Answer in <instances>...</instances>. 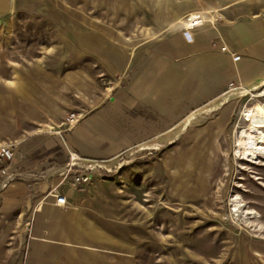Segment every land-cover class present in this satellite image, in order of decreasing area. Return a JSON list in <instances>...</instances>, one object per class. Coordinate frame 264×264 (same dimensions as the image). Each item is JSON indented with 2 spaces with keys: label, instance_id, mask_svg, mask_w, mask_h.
<instances>
[{
  "label": "rangeland",
  "instance_id": "rangeland-1",
  "mask_svg": "<svg viewBox=\"0 0 264 264\" xmlns=\"http://www.w3.org/2000/svg\"><path fill=\"white\" fill-rule=\"evenodd\" d=\"M192 16L196 29L246 34L262 30L264 0H11L0 15V94L30 97L39 116L0 175V264H264V155L237 156L241 135L264 148V59L245 60L239 83L171 147L68 160L66 118L104 101L131 54L192 29ZM12 185L67 205L21 218L24 207L2 195ZM26 223L34 243L55 245L39 262L27 256Z\"/></svg>",
  "mask_w": 264,
  "mask_h": 264
},
{
  "label": "crops",
  "instance_id": "crops-1",
  "mask_svg": "<svg viewBox=\"0 0 264 264\" xmlns=\"http://www.w3.org/2000/svg\"><path fill=\"white\" fill-rule=\"evenodd\" d=\"M262 27V30L256 28L246 34L242 27H236L230 36L224 33L220 36L212 29H196L191 41L184 33H178L131 54L117 86L104 101L82 114L69 130L68 148L76 152L81 161H91L113 159L142 146L150 150L171 147L193 128L192 116H200L201 110L220 99L229 83H239L245 60L264 59L263 21ZM222 45L227 51L220 49ZM244 49L250 54L233 61L232 55L245 54ZM36 105L27 96L16 98L14 94H0V144L21 138L24 128L39 116L31 113ZM16 112L31 116L20 119ZM17 154L18 151L14 161ZM52 181L54 179L48 178L49 185L42 187H51ZM19 186L8 187L2 195L7 199L6 204L24 207L19 212L21 218L27 212L30 220L33 213L35 217L43 211L61 213L62 208L48 206L44 198L32 193L35 187ZM34 205L38 206L32 213ZM29 226L30 223H26V231L22 232H29L30 248L35 245L34 251L27 256L30 262H39L41 250L47 246L54 249L55 245L39 243L38 229ZM59 256L55 254L48 259L55 261Z\"/></svg>",
  "mask_w": 264,
  "mask_h": 264
},
{
  "label": "built area",
  "instance_id": "built-area-1",
  "mask_svg": "<svg viewBox=\"0 0 264 264\" xmlns=\"http://www.w3.org/2000/svg\"><path fill=\"white\" fill-rule=\"evenodd\" d=\"M198 27L194 26L192 29H184V35L188 41L192 40V34L191 32ZM222 51H227L226 47L224 45L220 48ZM233 61H237L239 59L238 55H232ZM234 87L233 83H229L227 85L228 89H231ZM80 117L76 114H71L69 117L66 118V125L67 130H70L79 120ZM18 151V143L15 141L0 144V175L6 174L16 156V153ZM68 160L72 163L76 160H80V157L77 155L76 152L68 150ZM54 206L64 208L67 205L65 197L61 195H54Z\"/></svg>",
  "mask_w": 264,
  "mask_h": 264
},
{
  "label": "bare ground",
  "instance_id": "bare-ground-1",
  "mask_svg": "<svg viewBox=\"0 0 264 264\" xmlns=\"http://www.w3.org/2000/svg\"><path fill=\"white\" fill-rule=\"evenodd\" d=\"M199 24H200V21L196 20V17L192 16L189 26H196ZM251 115L255 117V116H260L261 114L258 112L252 111ZM241 139L244 140V142L243 141L241 142L240 144L241 146L237 150V156L242 155L244 158L250 161V160L257 159L264 155V148L259 145L257 135H253V136L249 135L248 137L241 135ZM226 251L228 252V249Z\"/></svg>",
  "mask_w": 264,
  "mask_h": 264
},
{
  "label": "water",
  "instance_id": "water-1",
  "mask_svg": "<svg viewBox=\"0 0 264 264\" xmlns=\"http://www.w3.org/2000/svg\"><path fill=\"white\" fill-rule=\"evenodd\" d=\"M11 0H0V15H5L10 10Z\"/></svg>",
  "mask_w": 264,
  "mask_h": 264
}]
</instances>
